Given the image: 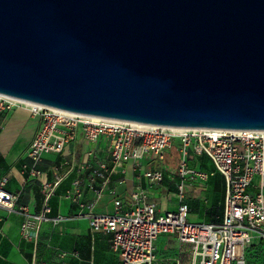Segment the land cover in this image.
<instances>
[{"label":"water","instance_id":"1","mask_svg":"<svg viewBox=\"0 0 264 264\" xmlns=\"http://www.w3.org/2000/svg\"><path fill=\"white\" fill-rule=\"evenodd\" d=\"M0 94L152 126L264 131V0H0Z\"/></svg>","mask_w":264,"mask_h":264},{"label":"built area","instance_id":"2","mask_svg":"<svg viewBox=\"0 0 264 264\" xmlns=\"http://www.w3.org/2000/svg\"><path fill=\"white\" fill-rule=\"evenodd\" d=\"M20 105L39 117L40 125L27 149L30 164L23 169L31 178L43 177L41 162L47 155H58L53 176L56 181L45 183L46 204L40 214H32L27 207L23 228L25 239H34L40 227L33 231L31 222L60 223L61 216L51 217L49 200L59 184V177L75 173L77 177L67 191L74 206V215L89 221L93 234L109 236L111 250L118 254L119 264H162L158 257L157 240L161 235H175L190 245L187 264H246V257L255 240L264 241V131L222 130L198 128L177 130L172 127H138L132 122L104 119L91 120L86 115L68 112L0 94V109ZM82 136L87 152L79 155L75 146ZM178 145L181 162L177 169L151 168L147 160L164 161L171 149ZM74 149V150H73ZM205 156L213 172L203 171L195 164ZM132 162L134 186L131 200H114L110 214L96 208L109 192L112 177H125L126 165ZM62 168H67L62 172ZM220 174L226 185L224 214L221 223L191 222L190 206L186 201L189 180L209 179ZM260 183L257 185L256 180ZM147 187H155L166 180L175 182L179 205L175 211L161 212L149 201ZM9 178L0 179V206L13 210L19 195L6 187ZM258 186L257 191L251 189ZM240 246L241 253L235 254ZM78 254V253H77ZM166 264H184L181 259Z\"/></svg>","mask_w":264,"mask_h":264},{"label":"crops","instance_id":"3","mask_svg":"<svg viewBox=\"0 0 264 264\" xmlns=\"http://www.w3.org/2000/svg\"><path fill=\"white\" fill-rule=\"evenodd\" d=\"M35 127H29V123L23 120H10L7 124L0 125V132L10 138L8 144L10 153L4 154L0 146V179L8 176L9 182L6 189L19 195L17 207L10 210L0 206V264H119V256L111 250L109 236L98 233L93 234L89 221L85 218H78L74 215V206L67 198V191L71 188L72 182L77 178L75 173L67 177H59L60 184L54 188L49 205L52 208L51 217L61 216L60 223L48 221L42 224L31 222L30 229L37 231L34 239L23 237V224L29 220L26 213L20 207H27L32 214H40L46 204V194L43 190L45 183L53 184L56 177L53 176L58 155H47L41 162L43 177L39 179L31 178L24 172V165L30 164L27 157V149L33 141L34 134L38 131L40 120L36 116L32 121ZM32 130V131H31ZM2 137V136H1ZM0 137V138H1ZM80 138L75 146V151L79 155L87 152L88 145ZM12 147V148H11ZM20 150L21 159H26L16 163V159L11 160V156ZM73 149V150H74ZM5 157V158H4ZM151 162V160H149ZM147 163L151 168H156L153 164ZM132 162L126 165L127 173L125 177H112L109 192L101 199L96 210L99 213L110 214L114 209V200L123 198L131 200L134 186L132 172ZM211 167V163L207 162ZM161 169V168H156ZM67 168H62V172ZM201 178L189 180L188 183L196 185V181ZM177 181V180H176ZM176 181H165L155 187H147V181L143 185L148 191L149 201L155 203L161 212L175 211L178 208ZM260 180H256L258 185ZM169 188L168 193L163 191V186ZM188 186V184H187ZM218 186V187H217ZM258 186L251 189L257 191ZM165 192V194H164ZM187 192H191L188 187ZM167 194V196H165ZM226 195L225 180L219 174L213 177L212 183L206 185V191L201 197L194 199V202L187 203L190 206V213H199L201 222L221 223L224 214V202ZM164 199V203L161 201ZM113 202V209L109 210V202ZM169 238L168 242L174 243L175 247L170 248L169 244L160 245L159 241ZM180 251L175 258L169 256L168 251L175 250L176 246ZM158 257L162 264L170 263L176 259H181L187 264L190 255V245L183 244L177 236L167 234L159 236L157 240ZM78 253V254H77ZM246 264H264V241L253 242L251 251L246 257Z\"/></svg>","mask_w":264,"mask_h":264},{"label":"rangeland","instance_id":"4","mask_svg":"<svg viewBox=\"0 0 264 264\" xmlns=\"http://www.w3.org/2000/svg\"><path fill=\"white\" fill-rule=\"evenodd\" d=\"M35 118H36V115H34L28 109H26L20 105H15L11 109H0V125H4L5 123L7 124L10 120L13 119V120H17V121L18 120L19 121L20 120L26 121L29 123V127H35V125L32 122L35 120ZM33 136H35V134ZM0 137H1L0 138V146L3 149L2 152L4 154L10 153L11 151H9V148H8V144L11 141L10 138L6 137L5 134L2 135L1 132H0ZM82 139L83 138H80L79 143L82 142ZM177 148H178V145L176 144L171 149L170 153L166 155L164 161H160L158 159H155L153 157V155H151L150 156L151 162L149 160H147L146 162L148 163V161H149V163L153 164L156 168H162L165 165L166 167L177 169L179 167L180 162H181V157H180V154H179ZM20 154H21L20 150L18 149L17 152L15 153V155L11 156V160L12 159L13 160L16 159L15 161L18 160L16 163H18V162L20 163V161L22 162V161L26 160V159H21L20 157H18ZM205 159L208 160V158H205ZM212 181H213V178L211 177L210 179H207V180L202 179V181H200V180L196 181L197 182L196 185H192V184L188 183L187 188L189 187L191 189V192H186V201L194 202L195 201L194 199L201 197L204 194V191H206V185L209 183H212ZM162 188L164 189L163 191L168 193L169 188L167 186L164 185ZM187 188H186V190H187ZM165 192H164V194H165ZM165 196H167V194ZM161 202L164 203V199ZM108 206L110 208L109 210H112L113 209V202L110 201ZM189 220L191 222H196V223L202 221L201 215L199 213H196V212L190 213ZM168 239L169 238L161 239L159 241V244L160 245H165V244L168 245V243H170V242H168ZM169 247L174 248L175 247L174 243H170ZM179 251H180V247L178 245V246H176L175 250H173L172 252L168 251V254L170 257L175 258L178 255ZM240 253H241V248H240V246H237L236 250H235V254L237 256H239Z\"/></svg>","mask_w":264,"mask_h":264},{"label":"trees","instance_id":"5","mask_svg":"<svg viewBox=\"0 0 264 264\" xmlns=\"http://www.w3.org/2000/svg\"><path fill=\"white\" fill-rule=\"evenodd\" d=\"M205 156H200V157H197V161H195V164H199V166H200V168L203 170V171H206V172H209V173H211V172H213V167H212V165H211V167H209L208 166V164H207V162H209L207 159H205V158H207V157H205ZM60 160H61V158L58 156V158H57V160H56V164H59V162H60ZM210 163V162H209ZM41 168V167H40ZM28 175V174H27ZM218 174H215L214 176H211L212 178L213 177H216ZM220 175V174H219ZM29 176V175H28ZM221 176V175H220ZM210 177V178H211ZM222 177V176H221ZM209 178V179H210ZM218 187V186H217ZM51 207V206H50ZM210 223H213V222H210ZM250 251H251V249H250ZM249 254V253H248Z\"/></svg>","mask_w":264,"mask_h":264},{"label":"bare ground","instance_id":"6","mask_svg":"<svg viewBox=\"0 0 264 264\" xmlns=\"http://www.w3.org/2000/svg\"><path fill=\"white\" fill-rule=\"evenodd\" d=\"M91 120H94V121H102L104 120L103 118H100V117H95V116H90L89 117ZM135 126H138V127H152V125H146V124H141V123H133ZM177 130H189V128H176Z\"/></svg>","mask_w":264,"mask_h":264}]
</instances>
